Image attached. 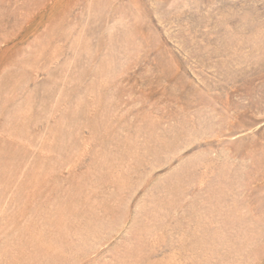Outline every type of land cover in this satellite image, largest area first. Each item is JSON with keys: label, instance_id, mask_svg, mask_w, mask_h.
<instances>
[{"label": "rangeland", "instance_id": "374dc122", "mask_svg": "<svg viewBox=\"0 0 264 264\" xmlns=\"http://www.w3.org/2000/svg\"><path fill=\"white\" fill-rule=\"evenodd\" d=\"M0 264H264V0H0Z\"/></svg>", "mask_w": 264, "mask_h": 264}]
</instances>
